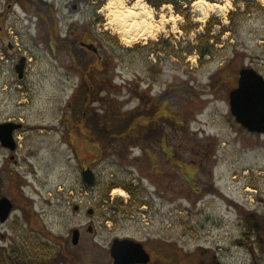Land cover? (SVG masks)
Segmentation results:
<instances>
[{
  "label": "rangeland",
  "instance_id": "obj_1",
  "mask_svg": "<svg viewBox=\"0 0 264 264\" xmlns=\"http://www.w3.org/2000/svg\"><path fill=\"white\" fill-rule=\"evenodd\" d=\"M44 1L71 55L42 18L0 0V123H21L19 162L0 156L1 192L10 186L22 208L28 203L39 239L70 240L89 225L94 234L83 230L79 245L90 263L101 250L107 260V241L131 238L152 250L151 264H264V134L240 126L228 98L240 70L264 78V12L242 13L233 0H173L177 11L141 0L164 27L127 45L107 16L109 0ZM206 47L199 60L197 48ZM75 49L103 58L87 71L90 93L73 66ZM183 86L197 92L173 91ZM86 103L104 149L73 130ZM85 168L95 176L90 186Z\"/></svg>",
  "mask_w": 264,
  "mask_h": 264
},
{
  "label": "flooded vegetation",
  "instance_id": "obj_2",
  "mask_svg": "<svg viewBox=\"0 0 264 264\" xmlns=\"http://www.w3.org/2000/svg\"><path fill=\"white\" fill-rule=\"evenodd\" d=\"M17 131L18 130L14 131L12 135L15 142L13 150L9 147H4L0 142V156L8 158L9 164H16L19 162L16 156L20 149ZM5 162L4 160L3 163ZM6 191L7 193L5 194L1 192L0 184V199L6 198L12 204L8 217L4 221H1L0 218V227L4 229L3 231L0 230V264H112L110 248L116 238L102 245L105 246L106 249L104 251L107 257L106 261L101 260V253L103 252V250H101L96 253V257L93 256L94 262L90 263L86 261L87 251L84 248H80L79 241L74 245L71 239L53 240V237L50 236L48 232H46V235L41 236L45 241H41L39 236H37L38 223L36 222L37 220L34 213L32 214L30 208L25 211L28 203H25V206L22 208V197L19 193L15 191L14 194L10 186L6 188ZM88 228L89 225H86L84 228L78 229L79 240L80 237H82L83 230L87 231ZM9 229L13 231L14 235L10 234L9 236L8 233H5ZM87 232L89 234H94V231ZM129 239L133 240L131 238ZM38 241H41L42 244ZM134 241L138 242L136 240ZM143 247L150 255V261L147 264H151L152 250L146 248L145 245H143Z\"/></svg>",
  "mask_w": 264,
  "mask_h": 264
},
{
  "label": "water",
  "instance_id": "obj_3",
  "mask_svg": "<svg viewBox=\"0 0 264 264\" xmlns=\"http://www.w3.org/2000/svg\"><path fill=\"white\" fill-rule=\"evenodd\" d=\"M76 7L73 6V9ZM90 49V45H87ZM96 52V49H92ZM26 66L25 57H21L14 67L18 80L24 75ZM229 107L236 122L249 133L264 134V79L252 69H242L239 72L237 86L229 92ZM21 127V124L11 122L0 123V142L4 147L14 149L13 132ZM83 182L90 186L94 182V173L86 168L81 173ZM12 208V204L6 198L0 199V218L4 221ZM79 207L74 206L73 211ZM93 210L88 209L87 215H92ZM89 232L92 231L89 227ZM79 241V231H72V244ZM112 264H147L150 255L142 244L129 239H114L110 248Z\"/></svg>",
  "mask_w": 264,
  "mask_h": 264
},
{
  "label": "trees",
  "instance_id": "obj_4",
  "mask_svg": "<svg viewBox=\"0 0 264 264\" xmlns=\"http://www.w3.org/2000/svg\"><path fill=\"white\" fill-rule=\"evenodd\" d=\"M7 1L10 3V5L11 4H18L21 8L25 9L26 12L29 13L30 15L38 16V17L42 18L44 20L47 28H48L49 33L51 35H53V34L57 35L58 40H59L58 44H57V47L64 49L65 51H67L71 55V51H73V49H71V45H73V44H71L70 41H66V40H63V39L60 38L59 33H58V29H57V16H56V13L54 12V10L52 9L51 5H49L44 0H7ZM146 1L149 4H152L156 8L160 7L163 4H172L175 7L176 11L179 10V8L177 7V4L173 0H163L162 2L159 1L156 4L151 2V0H146ZM99 4L100 3L97 0V7L99 6ZM258 4L255 3L253 0H233V5L236 8V10H241L239 5H241L243 7L242 13H246V11H248L253 6L254 7L257 6L259 9L257 7H256V9L264 12V7H262L261 5H258ZM228 17H229V19L231 21H234L233 13H229ZM205 30L208 31L209 27H207V29L205 28ZM197 52H198L197 54L199 56V60L204 58V57H206V56H208V55H210V49H208L207 47L204 48L203 50H200V49L198 50V48H197ZM75 53H76L77 56L75 55V56H72V58H71L73 66H74V68H76V70L78 72L81 73L82 77H84L83 85L85 84L84 85L85 89L87 87L88 90L87 89L86 90L90 93L91 90L93 89L92 80H94L95 76L88 75L87 71L91 70L90 69L91 68L90 65H93L95 60H96L95 66H97V65L99 66L100 62L103 61V58H101V57L99 58L98 54H95V56L98 57V58H92V57H95L94 55H92L93 53L92 54L88 53L89 54L88 55V54H86V52L85 53L80 52V54H78V51L76 49H75ZM91 73L92 72H90V74ZM175 90H179L181 92H191V93H196L197 92L193 88L186 87V86L179 87V88H173V91H175ZM198 93H199V91H198ZM166 97H167V95L162 96V102L159 101V103L161 105L164 103L163 101H164V99ZM87 109H88V107H87V103H86L85 106L83 107V113H82L81 117L79 118V121L74 125L73 130H75V129H82L83 130L84 129L83 131H85V135L87 136V134H89L90 137H91L90 142L93 145H97V147H99L101 149H104L107 146V144H105L106 142L103 139V134L100 131V129H98V131L101 132L102 137H101V135L98 132H93L92 135H91V130H93V131L96 130L97 123L95 121L92 122V120H90L88 122L85 119V114H86ZM87 123L93 125V127L90 126L89 128H86L85 125ZM98 128H99V126H98ZM154 136H155V133L152 132V133H149V135H145V138L148 140V139L153 138ZM253 218H254L253 216H250L249 218L246 219L248 221H251V224L247 225V226L249 228L252 226L253 230L258 232L260 227H259V225L256 222L253 221ZM200 252L204 253L203 251H200Z\"/></svg>",
  "mask_w": 264,
  "mask_h": 264
},
{
  "label": "bare ground",
  "instance_id": "obj_5",
  "mask_svg": "<svg viewBox=\"0 0 264 264\" xmlns=\"http://www.w3.org/2000/svg\"><path fill=\"white\" fill-rule=\"evenodd\" d=\"M126 1L109 0L108 4H112L114 7L111 9L108 8L109 13H112V15L109 13L107 15L114 29L121 36L122 40H124L125 44L134 43L139 39L146 40L154 38V36L160 33L164 27L162 16L159 20H155L153 13L141 3V0H135L131 6H127L125 4ZM120 4H123L124 8H120ZM126 10L134 13V15L125 16L124 13ZM116 13H120L121 15L117 16ZM201 13L205 14L204 11H201ZM118 193L122 195L121 191Z\"/></svg>",
  "mask_w": 264,
  "mask_h": 264
},
{
  "label": "clouds",
  "instance_id": "obj_6",
  "mask_svg": "<svg viewBox=\"0 0 264 264\" xmlns=\"http://www.w3.org/2000/svg\"><path fill=\"white\" fill-rule=\"evenodd\" d=\"M107 7H108L109 9H111V8H113L114 6H113L112 4H108ZM119 7H120V8H124V5H123V4H120ZM109 14L112 15V13H109ZM116 15H117V16H120L121 14H120V13H116ZM124 15H125V16H132V15H134V13H132V12L126 10V12L124 13ZM121 18H123V17L121 16ZM133 26H136V25H133Z\"/></svg>",
  "mask_w": 264,
  "mask_h": 264
}]
</instances>
